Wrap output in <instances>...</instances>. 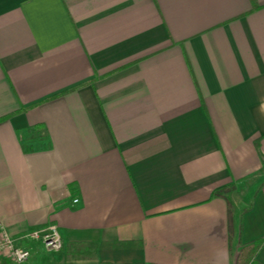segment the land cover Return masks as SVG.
I'll return each mask as SVG.
<instances>
[{
    "label": "crops",
    "instance_id": "crops-1",
    "mask_svg": "<svg viewBox=\"0 0 264 264\" xmlns=\"http://www.w3.org/2000/svg\"><path fill=\"white\" fill-rule=\"evenodd\" d=\"M0 223L57 227L28 264H236L264 239V0H0Z\"/></svg>",
    "mask_w": 264,
    "mask_h": 264
},
{
    "label": "built area",
    "instance_id": "built-area-1",
    "mask_svg": "<svg viewBox=\"0 0 264 264\" xmlns=\"http://www.w3.org/2000/svg\"><path fill=\"white\" fill-rule=\"evenodd\" d=\"M78 200H74L77 203ZM25 241H34L42 244L47 252L56 253L64 249L61 234L55 225H47L38 229L26 231L24 235L14 238L8 233L2 223H0V257L9 261L10 264H28L31 253ZM249 264H255V260Z\"/></svg>",
    "mask_w": 264,
    "mask_h": 264
},
{
    "label": "trees",
    "instance_id": "trees-1",
    "mask_svg": "<svg viewBox=\"0 0 264 264\" xmlns=\"http://www.w3.org/2000/svg\"><path fill=\"white\" fill-rule=\"evenodd\" d=\"M235 190V187L233 186H229L223 189H220L219 191H216L214 193V196L217 197H222L224 199L227 200L228 202V211H229V217L228 220L230 221V217H232V200L231 198L228 197L229 192H232ZM264 243V239L251 243L249 245H244L241 247V251L239 253V255H237L236 257V264H249L250 261L255 260L257 254H259L260 250H261V246Z\"/></svg>",
    "mask_w": 264,
    "mask_h": 264
},
{
    "label": "rangeland",
    "instance_id": "rangeland-1",
    "mask_svg": "<svg viewBox=\"0 0 264 264\" xmlns=\"http://www.w3.org/2000/svg\"><path fill=\"white\" fill-rule=\"evenodd\" d=\"M73 252H74V250L72 251V254H74Z\"/></svg>",
    "mask_w": 264,
    "mask_h": 264
}]
</instances>
